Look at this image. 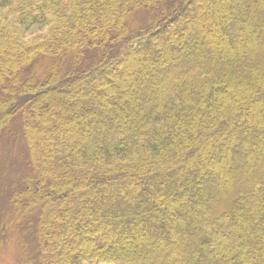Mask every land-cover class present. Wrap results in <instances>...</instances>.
<instances>
[{
    "label": "trees",
    "instance_id": "obj_1",
    "mask_svg": "<svg viewBox=\"0 0 264 264\" xmlns=\"http://www.w3.org/2000/svg\"><path fill=\"white\" fill-rule=\"evenodd\" d=\"M0 213L22 264H264V0H0Z\"/></svg>",
    "mask_w": 264,
    "mask_h": 264
},
{
    "label": "rangeland",
    "instance_id": "obj_2",
    "mask_svg": "<svg viewBox=\"0 0 264 264\" xmlns=\"http://www.w3.org/2000/svg\"><path fill=\"white\" fill-rule=\"evenodd\" d=\"M209 10H210V8H209ZM215 10H216V12H217V10H219L218 15H220V16L225 14L222 9H215ZM131 23H132V26L134 28L146 25L147 24V16H146L145 12L141 11V12L137 13L136 15H134L133 18L131 19ZM37 30H38V28H33L29 32V35L37 32ZM50 103H51L50 101L43 99L42 104H41V107L43 108V110L49 109ZM60 119L61 118L59 117V119L57 121L53 122L51 120V122L58 124V123H60ZM43 126H44V131L48 130V132H51V130L53 128L52 127L53 125H51V123H48L47 121L45 123H43ZM47 139H48V135L46 132L42 135L40 134V136L35 139V142L45 144L47 142ZM34 203L36 205L38 204L40 206V204H41L40 198L35 199V201L32 203V205L34 206L32 216H33L34 220H36L38 217L37 214H38L39 208L36 209L38 205L35 207ZM24 244H26V243H22V244L20 243V245L18 244L17 235H16L15 238H13V240H10L9 243H6V245L5 244L3 246L0 245V264H22L21 263V260L23 259L22 256H24V253H25V252L23 253V251H22V248H23L22 246L25 247ZM23 261H24V259H23Z\"/></svg>",
    "mask_w": 264,
    "mask_h": 264
}]
</instances>
